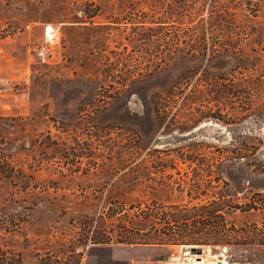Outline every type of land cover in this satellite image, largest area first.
I'll use <instances>...</instances> for the list:
<instances>
[{
	"label": "rangeland",
	"instance_id": "obj_1",
	"mask_svg": "<svg viewBox=\"0 0 264 264\" xmlns=\"http://www.w3.org/2000/svg\"><path fill=\"white\" fill-rule=\"evenodd\" d=\"M0 155V246L24 264H264L164 242L173 205L214 199L225 229H264L242 208L264 195V0H0Z\"/></svg>",
	"mask_w": 264,
	"mask_h": 264
},
{
	"label": "trees",
	"instance_id": "obj_2",
	"mask_svg": "<svg viewBox=\"0 0 264 264\" xmlns=\"http://www.w3.org/2000/svg\"><path fill=\"white\" fill-rule=\"evenodd\" d=\"M1 157V155H0ZM221 199H214L209 203L189 207L187 205H173L175 211L166 212L164 228V242H178L185 244L231 245L256 243L264 246V229L256 223L250 227L226 229L221 224L222 214ZM244 210L264 209V195L254 192L242 204ZM43 264H58L55 256L43 258ZM60 263V262H59ZM0 264H24L20 256H8L0 246ZM79 264V261L76 262Z\"/></svg>",
	"mask_w": 264,
	"mask_h": 264
},
{
	"label": "built area",
	"instance_id": "obj_3",
	"mask_svg": "<svg viewBox=\"0 0 264 264\" xmlns=\"http://www.w3.org/2000/svg\"><path fill=\"white\" fill-rule=\"evenodd\" d=\"M59 37V28L54 25L45 27L44 37L35 48V53L41 61H48L53 55L54 46Z\"/></svg>",
	"mask_w": 264,
	"mask_h": 264
},
{
	"label": "bare ground",
	"instance_id": "obj_4",
	"mask_svg": "<svg viewBox=\"0 0 264 264\" xmlns=\"http://www.w3.org/2000/svg\"><path fill=\"white\" fill-rule=\"evenodd\" d=\"M203 262H201V261H198L197 263L196 262H189L188 264H203ZM224 263H226L225 259H224Z\"/></svg>",
	"mask_w": 264,
	"mask_h": 264
}]
</instances>
